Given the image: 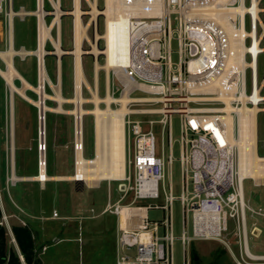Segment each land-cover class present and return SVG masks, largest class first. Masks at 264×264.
<instances>
[{
  "label": "built area",
  "instance_id": "obj_1",
  "mask_svg": "<svg viewBox=\"0 0 264 264\" xmlns=\"http://www.w3.org/2000/svg\"><path fill=\"white\" fill-rule=\"evenodd\" d=\"M3 1L0 0V15L4 14L8 26V48L10 21L13 22L14 17L24 19L30 14L24 6L14 9L11 0H6L8 4L3 7ZM151 2L155 6L146 8ZM119 3L120 9L115 10L112 17L125 13L130 16V24H127L125 49L118 51L117 66L109 70L106 86L112 97L115 92L123 94L125 89L128 97L135 92L147 96H133L128 103L129 112L124 115L125 174L118 180L122 195L105 208L118 218L116 264H173L176 239L183 248V264H189L186 253L189 243L194 240L222 241L223 234L228 231V218L235 221L233 235L245 253V242L248 243L246 211L264 215L261 209L255 210L245 202L244 180L239 179L241 130L244 119L252 117V112L246 113L243 108L258 107L257 122L259 114L264 113V73L261 78L258 73L259 59L264 55L263 0H119ZM241 5L244 6L242 13L226 11ZM11 9L15 11L12 17ZM96 23H91L93 37L96 32L102 35L105 31V16L101 31ZM46 41L52 43L50 38ZM174 41L176 48L172 46ZM97 45L105 48L104 38H99ZM34 49H38L37 43ZM15 50L14 56L21 60L35 57L37 86L40 88L42 76L44 92L46 84L51 85L45 56L55 55L53 51L46 49L41 61L38 54H31L23 45ZM64 54L74 56L68 51ZM92 55L94 66L101 56L105 63L104 53ZM0 61L6 68V61L1 56ZM57 62H61L58 57ZM225 100H229L232 107L229 111L225 110ZM175 114L179 125L178 196L173 193L171 181V167L176 159L171 118ZM74 121L76 154L75 115ZM156 127L161 138L159 152ZM83 146L80 120L79 149L82 153ZM42 152L45 160V145H41L38 128L39 163ZM129 193L132 199L121 203ZM137 200L151 202L136 205ZM176 200L182 213L179 237L173 233L172 221ZM123 206L140 209L131 211L139 216L128 214L122 221ZM149 210H162L164 216L150 219ZM52 217L60 218L56 210ZM7 218L3 214L1 223L9 228ZM20 222L26 224L23 220ZM189 225L191 233L188 232ZM256 228L254 223L249 233L257 236L259 233L253 231ZM45 249L43 246L42 250ZM20 259L25 264L22 256Z\"/></svg>",
  "mask_w": 264,
  "mask_h": 264
},
{
  "label": "rangeland",
  "instance_id": "obj_2",
  "mask_svg": "<svg viewBox=\"0 0 264 264\" xmlns=\"http://www.w3.org/2000/svg\"><path fill=\"white\" fill-rule=\"evenodd\" d=\"M60 2V8L63 11H69L73 6V0H55ZM3 7L8 4V2H2ZM43 8L45 10L44 19L47 24H50L53 20L54 6L51 0H43ZM12 5L14 9L20 6H24L28 11H35L37 8L36 0H12ZM81 5L84 11H88L89 3L87 0H81ZM98 7L102 8L104 6V0H97ZM264 5V0H263ZM91 16L88 13L82 14L81 18L85 25L90 22ZM104 16H99L97 19L98 28L101 31L103 28ZM74 16L70 13H66L60 16L59 23L52 26L51 35L53 38H57L58 32L60 37L61 47L68 51L73 45V28ZM13 46L15 49L19 46H25L27 49H34L37 43V30H38V17L34 14L26 16L24 19H19L14 17L13 19ZM59 29V30H58ZM89 38H93V29L91 23H89L88 29ZM52 41V40H51ZM102 44V41L101 43ZM8 45V26L4 18V14L0 15V50H6ZM173 48L177 47L176 42L172 43ZM53 41H46V49L48 51H53ZM83 47L85 49L89 48L88 40L83 41ZM85 53V54H84ZM75 56V55H74ZM73 55L64 54L62 55L60 62V80L59 87L61 94L67 98L71 99L75 95V73L73 67L75 66V59ZM175 58V55H173ZM83 71L86 79L88 80L90 87L84 85L81 90L82 96L86 99L82 106L85 109H90L94 106L91 101L93 98L94 89V58L92 54L83 52L81 54ZM99 65L104 63V57H100L98 60ZM14 64L19 73L32 85L37 86V72H36V59L31 56L24 60L19 57L14 56ZM45 65L48 71V75L51 79L53 85L58 83V73H57V57L56 55H46ZM62 65V66H61ZM0 68L5 69L4 64L0 61ZM108 73H110L108 71ZM258 73L261 78L264 73V55L259 59L258 63ZM106 70L100 68L97 72L98 77V96L103 97L106 94ZM15 84L21 87V81L18 78L14 79ZM27 89V90H26ZM25 93L31 99H39L38 93L32 88H25ZM46 93L53 95L52 85L46 84ZM120 92H115L114 98L120 97ZM136 96H147L146 93L135 92L130 95V98ZM11 99V102H10ZM88 99V100H87ZM13 100V101H12ZM46 104L51 108L57 107V102L53 99L46 98ZM101 106H104L103 102H100ZM10 106L13 107L12 117L10 116ZM75 107L74 102H64L63 109L71 110ZM112 107H117V103L113 104ZM5 116V111L7 112ZM0 112L3 114V120L5 121L6 128L0 130V170H2L3 176L2 185L4 186L3 192L8 199L10 206L15 208L11 193L9 189L15 186L17 183L16 179H12V173L10 171L11 166L14 170H27L28 173L33 171L37 174L39 168L38 165V109L33 103L25 100L16 93L10 96L9 87L0 76ZM8 116V117H7ZM82 133H83V154L85 157H92L94 155V137H95V118L92 114L84 113L81 117ZM74 115L71 113L54 112L47 110L45 116L43 117V125L46 134V147H45V158H46V169L49 176L53 175H71L74 172L75 167V151H74ZM172 123V134L175 139L173 154L176 158L172 164V185L173 193L178 196L180 193V167L178 162L179 153V125L178 116L175 114L171 118ZM14 126L12 132L13 138L11 139L10 126ZM159 128L156 127V147L159 152L160 149V134ZM16 133V135H15ZM19 142L17 143V138ZM21 141V143H20ZM165 145V153L168 152L167 147V136L163 139ZM13 142V143H12ZM21 145V148L19 146ZM13 145V146H12ZM21 149V150H20ZM258 153L264 155V113H260L258 116ZM14 163V164H13ZM13 164V165H12ZM30 177V176H27ZM28 180V179H27ZM36 187L37 183L35 180H31ZM49 185V195L43 197L42 203H46L50 209L51 217L53 211L59 212V217L57 219L68 220L70 214L74 213L72 207L77 203L89 204L94 203L96 210L100 208V205L105 204L109 200L114 202L120 198L122 192L118 189L119 181H100L98 186L89 187L85 186L83 188L75 189L73 180L64 179L56 180L51 179L47 181ZM244 189V200L253 209H261L264 212V183L256 184L253 179H245L243 182ZM57 193V196H56ZM38 199H34L38 201ZM132 199V194H127L121 203H128ZM29 200V199H28ZM25 200V203L29 201ZM24 202V201H23ZM39 202V201H38ZM151 201L148 200H137L136 205H146ZM76 203V204H75ZM57 207V209L53 208ZM19 211H21L19 209ZM0 210V218L2 220V215ZM10 220V224L16 222L22 226L28 227L26 224L20 223L16 215L5 214ZM148 215L150 219H161L164 214L162 210H149ZM247 217V228H248V245L250 250L259 256H264V215L254 214L252 215L248 210L246 211ZM172 221H173V233L175 237H179L182 232V213L181 206L178 200L174 201L172 208ZM228 231L223 234L222 241L215 240H194L189 243L186 248L187 260L189 264H264V259H251L243 251L240 250L238 238L234 236L236 231V224L234 219L228 218ZM261 230L257 236L249 233L252 229L253 224ZM8 246H13L16 250V244L12 240V236L9 235L7 230ZM188 232L191 233V225L188 226ZM63 246V243L50 248V251ZM17 254L19 256L18 250ZM134 253V249L131 251ZM37 256L36 250H34ZM58 258V255H56ZM183 248L178 239L175 240L173 244V264H183L184 260ZM58 261L60 259H57ZM63 264H66L62 260ZM71 263V262H70Z\"/></svg>",
  "mask_w": 264,
  "mask_h": 264
},
{
  "label": "bare ground",
  "instance_id": "obj_3",
  "mask_svg": "<svg viewBox=\"0 0 264 264\" xmlns=\"http://www.w3.org/2000/svg\"><path fill=\"white\" fill-rule=\"evenodd\" d=\"M37 8L35 11H29V14H34L38 17V30H37V45L38 49L28 50L31 54H38L41 61L42 55L45 53L44 44L48 38L53 41V53L59 57L61 54L66 53L60 44L59 32L57 38H53L50 33L52 26L59 23L60 16L65 12L60 8L58 1L51 0L54 6L53 20L50 24H47L44 19L45 10L43 8V0H36ZM89 3V10L84 11L81 5V0H73L72 8L67 11L74 16L72 36H73V46L68 50V52L75 55V95L71 99L65 98L59 87L60 80V63L57 62V73H58V83L53 85L50 81V84L53 88V95H49L46 91H42V76L40 78V88L38 86H32L16 69L14 64V55L16 53L15 48L12 47V38H13V22L10 21V46L6 50H0V56L6 61V68H0V76L4 79L6 84L9 87L10 96H13V93L18 94L25 100L34 104V106L40 110V114L47 110L54 112H63L71 113L76 116L77 120V129H76V139L78 148L75 154V167L74 172L71 175H53L49 176L46 169V158L44 160L43 152L41 154V159L38 168V174L32 177H19L15 175V172L12 173V179L16 180H26V179H36L41 182L47 180L56 179V180H81L84 182L85 186L95 187L98 186L100 181H118L122 180L125 174V156H126V147H125V127H124V115L129 112L128 103L131 102V98L127 96L128 90L125 89L124 93L120 97L114 98L109 93L107 88L106 94L103 97L98 96V77L97 72L100 68L108 71L117 66L115 62V57L118 51L125 49L127 41V24H130V16L127 14H120L116 17H112V13L115 10L120 9L119 0H104V6L102 8L98 7L97 0H87ZM12 4V0L10 2ZM148 6H155L153 2L147 3ZM144 7V6H143ZM228 12H240L244 11V6L233 7L226 9ZM227 12V13H228ZM15 11L11 9V17ZM88 13L91 17L89 23L97 22L99 15L105 16V31L100 35L99 32H96L93 39L89 38L87 29L89 23L85 25L82 21L81 15ZM264 23V22H263ZM97 24V23H96ZM225 24V23H224ZM223 24V25H224ZM97 26V25H96ZM225 27L229 29V26L225 24ZM264 28V24H263ZM59 30V29H58ZM99 38H104L105 48H99L97 41ZM84 39H88L91 44L88 49L83 47ZM104 49V50H103ZM103 50V51H102ZM83 52H89L97 56L99 53L105 54V63L99 65L96 63L94 66L95 77H94V89L92 88L93 98L92 102L94 106L90 109H85L82 104L86 99L82 96L81 90L85 84L87 87H90L88 80L85 77L83 71V64L81 59V54ZM242 52V51H241ZM62 66V65H61ZM15 78H18L21 81V87L15 84ZM45 80L47 77L44 75ZM108 78L106 77V82ZM37 85V84H36ZM32 88L35 90L40 98L31 99L26 93L25 88ZM27 90V89H26ZM50 98L57 102L56 108L49 107L45 99ZM88 100V99H87ZM147 100V99H140ZM13 101V100H12ZM11 102V99H10ZM64 102H74L75 107L71 110L63 109ZM100 102L104 103V106L100 105ZM112 102H118L117 107H112ZM227 103L225 110L229 111L232 109L229 104V100H225ZM245 112H252V117L248 120L243 121L242 139L239 142L240 156H239V179H253L256 184L264 183V155H260L257 152L258 148V122H257V112L258 107L255 108H243ZM92 114L96 119L95 127V139H94V155L90 158L85 157L84 154L79 149L80 143V120L84 113ZM13 107L10 106V116L12 117ZM229 120V115L227 116ZM41 122L43 118L41 116ZM12 131V129H11ZM13 132H11L12 134ZM13 143V142H12ZM41 143L46 147V134L44 128V135L41 134ZM13 146V145H12ZM14 164V163H13ZM12 164V165H13ZM12 169V168H11ZM138 211L140 209H130L125 206L121 210V220L129 215L139 216V213H131V211ZM255 234L259 233V229L256 228L253 230ZM246 252L245 254L251 259H264V256H259L254 254L249 248L247 241ZM250 245V244H249Z\"/></svg>",
  "mask_w": 264,
  "mask_h": 264
},
{
  "label": "crops",
  "instance_id": "obj_4",
  "mask_svg": "<svg viewBox=\"0 0 264 264\" xmlns=\"http://www.w3.org/2000/svg\"><path fill=\"white\" fill-rule=\"evenodd\" d=\"M6 113L8 114V110L7 112L5 111V116ZM2 114L0 112L1 131L3 130L2 128H6V120H3ZM9 129L13 131L14 126L11 125ZM13 134L14 132L10 134V137L12 136L11 139L13 138ZM16 138L18 143L19 137ZM19 146L21 148L20 144ZM11 168L10 171H14L15 175L19 177H32L38 174V170L37 174L33 175V171L28 173L27 170L23 172L21 170H14L13 166ZM2 176L3 173L0 170L1 213L14 214L18 221L23 220L26 223L32 233L34 250H36L37 257L41 260L42 264H63L62 260L66 264H116L118 255L117 238L119 235L118 218L115 214L105 209L109 202L114 203L115 201L111 202L109 200L105 204L100 205V208L97 210L93 202L86 205L75 203L76 205L72 207L74 213L66 216L69 217L68 220H61L51 217L50 209H48L49 206L40 201L43 197L49 195L48 180L45 182L36 179L17 180L15 186L9 189L12 194L13 204L15 205V208H13V206H10L3 192ZM31 180L38 182L36 187H34L35 185L32 182H29ZM34 199H38L39 202H34ZM25 200L29 202L25 203ZM0 224L5 226L6 230L9 231V235L12 236V240L14 239L20 258L22 254L12 232V226L20 224L13 222L11 225L8 219V228L4 223H1V218ZM60 243H63V246H58L57 249L50 251V248H54L60 245ZM43 246H46L44 251L42 250ZM56 255H58V258ZM57 259L60 260L58 261Z\"/></svg>",
  "mask_w": 264,
  "mask_h": 264
},
{
  "label": "trees",
  "instance_id": "obj_5",
  "mask_svg": "<svg viewBox=\"0 0 264 264\" xmlns=\"http://www.w3.org/2000/svg\"><path fill=\"white\" fill-rule=\"evenodd\" d=\"M12 232L26 264H42L34 253V241L28 227L13 225ZM0 264H22L13 246H8L7 230L0 224Z\"/></svg>",
  "mask_w": 264,
  "mask_h": 264
},
{
  "label": "water",
  "instance_id": "obj_6",
  "mask_svg": "<svg viewBox=\"0 0 264 264\" xmlns=\"http://www.w3.org/2000/svg\"><path fill=\"white\" fill-rule=\"evenodd\" d=\"M61 58H62V56L58 57L59 61H61ZM38 98H40L39 95H38ZM38 112H39V139L41 141V134L44 135V125H43V121L41 122L40 118H41V116H42V118L44 117V112H42V115L40 114V110H38ZM41 145H43V144L41 143ZM73 182H74L76 190L84 187V182L81 180L76 179V180H73Z\"/></svg>",
  "mask_w": 264,
  "mask_h": 264
}]
</instances>
